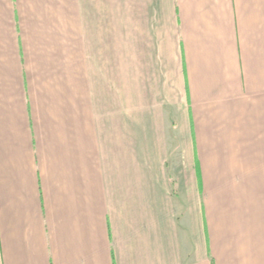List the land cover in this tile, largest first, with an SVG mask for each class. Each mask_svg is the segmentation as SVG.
Masks as SVG:
<instances>
[{
  "label": "crops",
  "instance_id": "crops-1",
  "mask_svg": "<svg viewBox=\"0 0 264 264\" xmlns=\"http://www.w3.org/2000/svg\"><path fill=\"white\" fill-rule=\"evenodd\" d=\"M0 264H264V0H0Z\"/></svg>",
  "mask_w": 264,
  "mask_h": 264
}]
</instances>
